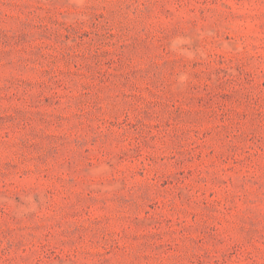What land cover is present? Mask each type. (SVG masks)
<instances>
[{
  "label": "rangeland",
  "instance_id": "rangeland-1",
  "mask_svg": "<svg viewBox=\"0 0 264 264\" xmlns=\"http://www.w3.org/2000/svg\"><path fill=\"white\" fill-rule=\"evenodd\" d=\"M0 264H264V0H0Z\"/></svg>",
  "mask_w": 264,
  "mask_h": 264
}]
</instances>
